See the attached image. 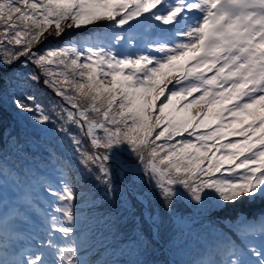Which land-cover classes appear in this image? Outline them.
<instances>
[{"label": "snow or ice", "instance_id": "obj_1", "mask_svg": "<svg viewBox=\"0 0 264 264\" xmlns=\"http://www.w3.org/2000/svg\"><path fill=\"white\" fill-rule=\"evenodd\" d=\"M9 104L55 163L21 172L0 133V200L19 189L0 264H93L89 219L124 234L126 264H156L164 220L183 235L194 215L227 223L164 264H264V0H0V127Z\"/></svg>", "mask_w": 264, "mask_h": 264}, {"label": "trees", "instance_id": "obj_2", "mask_svg": "<svg viewBox=\"0 0 264 264\" xmlns=\"http://www.w3.org/2000/svg\"><path fill=\"white\" fill-rule=\"evenodd\" d=\"M96 29L92 28L91 30ZM84 30V29H83ZM90 30V31H91ZM90 31H88L87 37L90 35ZM80 32V31H78ZM49 90V89H48ZM50 91V90H49ZM12 108V107H10ZM12 114L8 110H6V113L4 115V119L2 122V127H0V133H2V138L7 139L8 133L14 131L16 134L19 135L21 140L20 151L12 150L10 151L9 155V161L10 164H14L16 166V169L21 170V172H28L29 170L32 171L37 177H40V173L43 171L46 172H53V164L52 162H48L44 168H39V164H36V160H31L29 151L34 150L35 153L37 152V149H43V147H38L37 144L34 142V129L30 126L29 121L27 120L26 116L20 117L17 122L16 119H13L15 117V112L12 109ZM9 148H12V145L9 144ZM35 159L37 156L34 157ZM19 174V173H18ZM16 189L13 185L9 184L6 186L4 190V195L2 201L5 203L8 202L9 198L6 196L7 190H13ZM199 218L201 219V228H197L196 231L192 230L190 233H183V235H180L179 233L175 234V240H170L167 238V230L161 229V236L163 237V240L165 243L169 246L172 256L175 258L176 261L179 262H186L191 261L194 259L202 258L200 256V253L203 251V245L211 239V237H207L206 239L203 238L205 233H208L206 231L207 228L213 227V228H220V224H226L227 221H222L220 223H217L215 221H209L205 219L202 216L194 215L193 219ZM103 231H107V228L105 227ZM174 228L172 232L174 233ZM203 233V234H202ZM112 235V234H109ZM195 236V241L190 245L189 238H193ZM124 234L118 236H113L112 238L109 237V242L116 243V244H123ZM194 240V239H193ZM115 245V244H114ZM101 244L96 248V250L100 249ZM120 257L112 258L113 261L121 262V264H126L127 260H129L131 257L128 258V255H130L129 250H123L121 251ZM156 255L164 256L166 257L165 253L162 250V247L160 245V242L158 240L157 244L155 245L154 250L150 253V256L152 259L155 260L154 257ZM122 256V257H121ZM104 261L103 259L96 260L95 264H100V262ZM167 261V259H165ZM157 264V263H156Z\"/></svg>", "mask_w": 264, "mask_h": 264}, {"label": "rangeland", "instance_id": "obj_3", "mask_svg": "<svg viewBox=\"0 0 264 264\" xmlns=\"http://www.w3.org/2000/svg\"><path fill=\"white\" fill-rule=\"evenodd\" d=\"M92 28H87V29H81V30H77L74 35H77V36H80V37H87L88 35V31H90ZM80 31V32H78ZM104 31V28L101 27V28H96V29H93L90 31V35H95V34H100L101 32ZM50 90V89H49ZM48 89H41V92H42V96L43 98L45 99H54V100H57V102H59V99L54 97L51 90L49 91ZM11 105L9 104L6 108V110H8L9 112H11L12 114H14L12 112V108H10ZM15 116V115H14ZM19 122V120H18ZM10 155V153H9ZM29 155H30V159L31 160H36V164H39V168H44L46 166V164L49 162V159L47 157V154L45 152V150L43 149H37V152L35 153L34 150H30L29 151ZM37 156V158L35 159L34 157ZM52 164L55 163V161H51ZM38 190L39 187H37L36 189V193L34 194L35 195V199L34 201L37 203L39 199L38 198ZM147 191V189H145ZM46 198V197H45ZM35 203V210H33V222L37 225L40 221V219L42 218V215L43 213H39L37 211V209L39 208L38 205H36ZM41 207V206H40ZM46 206L44 205L43 206V209L45 208ZM5 211H8L7 208H2V212H5ZM3 214V213H2ZM23 220V219H22ZM194 220V221H193ZM24 221V220H23ZM25 222H28V223H31V220L27 219V221ZM193 222V223H192ZM189 223H192L191 225H189ZM201 219H191L188 221V226L184 229V232L185 233H190V231L192 230H195L197 228H201ZM104 226L98 224L94 219H89L88 222L84 225V232L82 233L83 237L85 239H87L88 241V245L90 247V250L88 252V258L91 259L93 261V264H95L96 260L98 259H103L104 261H107V262H112V258H117V257H120L121 254V251L123 250H128L129 246L128 244L126 243H123V244H116V243H111L109 242V237L112 238L113 235H109L110 233L107 231H103L104 230ZM174 226H173V222L172 221H169L168 219H165L164 222H163V227L162 229L163 230H167V238L170 239V240H175V236H174V233L172 232ZM211 229H213V227H210V228H207L206 231L208 233H205L204 237L203 238H207L209 237V233L211 231ZM219 229V228H217ZM203 234V233H202ZM161 240L164 242L165 244V252L169 254V251L171 253V250L169 248V246L165 243V241L163 240V237L160 236ZM190 241V245L195 241V236L193 238H189ZM194 239V240H193ZM101 244L100 246V249L96 250V248H98V246ZM115 244V245H114ZM122 257V256H121ZM131 257L130 255H128V258ZM155 258V261L157 264H164L165 262V259H167V261H170L169 260V257L166 255V257L164 256H160V255H156ZM172 261V260H171Z\"/></svg>", "mask_w": 264, "mask_h": 264}]
</instances>
